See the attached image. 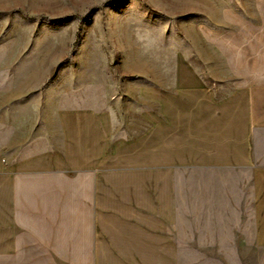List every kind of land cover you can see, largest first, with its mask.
I'll use <instances>...</instances> for the list:
<instances>
[{
  "label": "crops",
  "instance_id": "1",
  "mask_svg": "<svg viewBox=\"0 0 264 264\" xmlns=\"http://www.w3.org/2000/svg\"><path fill=\"white\" fill-rule=\"evenodd\" d=\"M231 11V39L215 38L228 88L184 61L167 90L144 92L133 135L66 111L55 150L16 159L0 146V264H175L177 169L246 172L243 214L224 180L200 185L201 215L264 249V0Z\"/></svg>",
  "mask_w": 264,
  "mask_h": 264
},
{
  "label": "rangeland",
  "instance_id": "2",
  "mask_svg": "<svg viewBox=\"0 0 264 264\" xmlns=\"http://www.w3.org/2000/svg\"><path fill=\"white\" fill-rule=\"evenodd\" d=\"M232 17L231 0H0L1 148L16 159L55 150L66 111L106 115L133 135L144 92L167 90L185 62L228 88L215 38L231 39ZM224 180L238 182L243 214L246 172L177 169L175 264H264L247 229L201 215L200 185L225 190L206 186Z\"/></svg>",
  "mask_w": 264,
  "mask_h": 264
}]
</instances>
